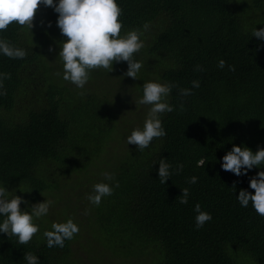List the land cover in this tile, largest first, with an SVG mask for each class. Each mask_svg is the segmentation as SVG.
<instances>
[{"label":"trees","instance_id":"1","mask_svg":"<svg viewBox=\"0 0 264 264\" xmlns=\"http://www.w3.org/2000/svg\"><path fill=\"white\" fill-rule=\"evenodd\" d=\"M118 4L121 34L143 33L137 79L124 76L127 62L115 63L111 73L93 70L83 90L58 77V42L65 37L51 7L40 6L32 31L13 23L0 33L27 50L23 59L0 56V72L11 74L4 81L7 94L0 96V185L30 203L44 196L55 201L28 244L0 234V264H27L25 252L40 264H264V216L251 202L242 207L237 200L242 188L255 192L249 178L261 169L236 176L221 167L233 144L250 147L262 142L255 134L264 135V41L252 37L255 27H264V0ZM146 80L172 82L168 100L176 110L162 114L167 135L141 152L126 137L143 125L149 106L137 107L134 100ZM181 88H192V94L181 95ZM117 143L126 157L104 171L115 173L119 187L93 205L87 195L101 181H95L100 160ZM163 157L174 168L184 165L167 184L157 171ZM193 175L198 182L189 184ZM65 178L76 183L68 196ZM185 187L189 202L181 204ZM197 203L213 217L200 229ZM59 207H65L62 220L54 214ZM68 218L79 232L62 248L47 247L43 231Z\"/></svg>","mask_w":264,"mask_h":264},{"label":"clouds","instance_id":"2","mask_svg":"<svg viewBox=\"0 0 264 264\" xmlns=\"http://www.w3.org/2000/svg\"><path fill=\"white\" fill-rule=\"evenodd\" d=\"M40 6L51 7L58 14L56 25L65 39L60 40L58 57L62 68L56 72L63 81L70 82L78 89H85L91 73L96 69L114 70V64L127 62L128 68L124 76L136 78L143 67V61L135 58V55L144 47L143 33L140 29L125 30L121 34L123 21L120 19L122 8L118 0H0V33L8 29L9 25L16 23L32 31L34 20ZM52 22H48V27ZM144 24V29L148 28ZM252 37L264 41V27H255ZM27 50L18 47L9 40L0 36V56L11 59H23ZM226 61L221 59L219 67L224 68ZM202 71V66H197ZM234 71L235 66H231ZM11 74L0 72V96L6 95L4 87L5 79H10ZM195 88L200 87L199 80H193ZM175 85L159 80H146L142 85L143 93L139 99H135L139 105L149 106L142 126L134 127L126 137L129 146L134 144L138 151L149 148L154 138H162L167 135L163 125L162 114L176 110V105L171 104L168 97ZM192 88H181L180 94L188 96L192 94ZM83 94V92L81 93ZM184 105H180L183 110ZM158 176L161 184H167L173 171L180 172L184 165L178 163L175 168L163 157L159 160ZM202 159L198 162L203 165ZM155 165V164H154ZM221 167L236 176H247L253 168L261 170L249 178V186L255 192L248 189H240L237 200L242 207H252L260 216H264V147L253 151L246 145L233 144L231 150L222 157ZM104 180L92 186V192L87 195L91 204L99 206L102 199L111 196L115 187H119V181L115 179V173L104 171L101 173ZM198 177L193 175L188 178L189 184L198 182ZM6 184L0 185V234H7L8 238L15 237L21 244H28L40 231L41 225L37 223L41 218L47 217L55 201L47 198L43 202L30 203L23 196L10 195ZM25 192V191H23ZM43 195V194H42ZM44 196V195H43ZM45 197V196H44ZM181 204H188L190 189L182 188L179 196ZM24 204L25 207H21ZM194 211L195 227L200 229L205 223L212 220V214L202 209L197 203ZM78 224L68 218L64 222L53 221L50 228L43 231L47 247H64L66 240H71L79 232ZM27 264H40V258L32 252L24 253Z\"/></svg>","mask_w":264,"mask_h":264},{"label":"rangeland","instance_id":"3","mask_svg":"<svg viewBox=\"0 0 264 264\" xmlns=\"http://www.w3.org/2000/svg\"><path fill=\"white\" fill-rule=\"evenodd\" d=\"M51 12L53 14H57V13L54 12L53 8H51ZM139 56L140 55L137 54L136 57L139 58ZM255 135L262 142L251 141L250 148L253 151H257L259 149V147H264V135L263 134H260V133H257ZM125 157H126V155L124 154V150H123L122 143L115 144L112 147V149L107 153L106 157H103L100 160V163H101L102 166H101L99 172L97 173V178L95 179V181H98V180H101L102 181V180H104V176L101 173L105 169H107V168H112V167H115L116 168L117 164L119 162H121L122 160H124ZM103 165H106V167H103ZM109 172L113 173L112 171H109ZM64 182H65V184L67 186V189H66V186L64 188V190H66V195L67 196H68V193L69 194H72V193L76 192L71 187L72 184H75L76 185L75 182H72L71 178H65V181ZM46 197L52 199L51 196H45V197H42L41 198L40 202H43L44 200H46ZM64 210H65V207H59V208L54 209V214L56 215V217L58 218V220H62L63 219V217H64Z\"/></svg>","mask_w":264,"mask_h":264}]
</instances>
